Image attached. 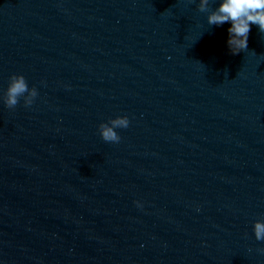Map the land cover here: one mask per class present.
<instances>
[{
	"label": "water",
	"instance_id": "95a60500",
	"mask_svg": "<svg viewBox=\"0 0 264 264\" xmlns=\"http://www.w3.org/2000/svg\"><path fill=\"white\" fill-rule=\"evenodd\" d=\"M198 4L0 0V264H264V33Z\"/></svg>",
	"mask_w": 264,
	"mask_h": 264
},
{
	"label": "clouds",
	"instance_id": "9594fccd",
	"mask_svg": "<svg viewBox=\"0 0 264 264\" xmlns=\"http://www.w3.org/2000/svg\"><path fill=\"white\" fill-rule=\"evenodd\" d=\"M198 10L208 13L207 23L210 26H221L230 22L227 45L233 54H238L248 48V37L251 26L256 25L264 33V0H221L215 9L210 10V0H199ZM38 95L35 86L29 87L23 74H12L4 95V102L9 109H14L23 98L24 105L30 106ZM130 124L127 115L112 118L102 122L99 131L105 142L118 143L121 136L117 129H126ZM257 241H264V219H258L253 226ZM260 251H264L261 249Z\"/></svg>",
	"mask_w": 264,
	"mask_h": 264
}]
</instances>
